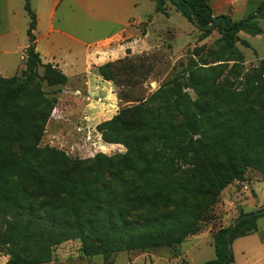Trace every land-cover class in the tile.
<instances>
[{
    "label": "trees",
    "instance_id": "1",
    "mask_svg": "<svg viewBox=\"0 0 264 264\" xmlns=\"http://www.w3.org/2000/svg\"><path fill=\"white\" fill-rule=\"evenodd\" d=\"M154 1L157 14L166 15L168 3L174 6L202 33L201 41L219 30V51L209 50L208 56L223 64L207 67L191 59L145 102L98 126L105 143L127 150L122 168L130 178L110 180V157L72 161L62 151L41 147L58 104L45 89L66 86L69 79L58 66L42 62L37 16L25 0L26 69L21 76L0 78V252L7 264H51L55 250L70 241H80L84 256H100L105 264L124 252L174 249L201 231L202 201L215 202L247 170L264 181V63L248 76L250 89L244 92L231 91L224 79L229 63L228 75L242 77L237 36L262 34L252 19L264 2L240 22L226 17L224 28L208 0ZM110 69H98L107 82L114 81ZM156 204L166 212H142ZM263 217L264 209L242 212L232 243L255 234ZM230 229L214 235L216 264L234 262Z\"/></svg>",
    "mask_w": 264,
    "mask_h": 264
},
{
    "label": "rangeland",
    "instance_id": "2",
    "mask_svg": "<svg viewBox=\"0 0 264 264\" xmlns=\"http://www.w3.org/2000/svg\"><path fill=\"white\" fill-rule=\"evenodd\" d=\"M154 9H150L153 13ZM158 20L150 28L149 49L143 53H132L107 64L94 67L89 73L73 77L70 69L65 75L70 78L66 86L46 88L50 98L56 97L58 104L47 125L41 147H49L64 152L72 161L94 159L103 154L114 160L110 180L129 179L130 173L122 168V156L127 150L122 145L104 142L98 126L112 120L127 109L145 102L157 90L178 77L191 59L216 67L223 63L215 62L208 51H219L217 41L219 30L208 39L201 41L202 33L187 21L176 8L168 3L167 14L157 16ZM146 19V18H145ZM261 35L240 32L236 47L244 55L242 77L238 80L228 75L232 63L224 75L229 80L231 91L244 92L250 89L249 75L259 71L264 63V19L257 21ZM10 61L4 59V63ZM11 63V62H10ZM23 63V62H22ZM111 65L114 81L107 84L98 69ZM61 66V65H60ZM11 66L8 78L21 76L24 70L15 73ZM21 68V67H20ZM13 70V71H12ZM81 72L84 63L78 65ZM43 71H41L42 73ZM108 87V91L106 90ZM110 92L113 100H110ZM57 93L56 96H53ZM195 99L192 91L189 92ZM205 213L202 229L190 236L177 248H161L151 251H134L117 254L113 264H208L216 261L214 235L221 228H229L239 219L240 214L264 209V181L261 175L247 170L242 181H235L213 201L201 203ZM142 212L158 215L166 212L160 205H151ZM236 261L232 264H264V217L257 222V232L249 237L238 239L233 245ZM9 258L0 252V264H7ZM51 264H105L102 257L88 258L82 253L80 241H70L59 246ZM216 264V263H215Z\"/></svg>",
    "mask_w": 264,
    "mask_h": 264
},
{
    "label": "crops",
    "instance_id": "3",
    "mask_svg": "<svg viewBox=\"0 0 264 264\" xmlns=\"http://www.w3.org/2000/svg\"><path fill=\"white\" fill-rule=\"evenodd\" d=\"M263 2L208 0L215 18L233 22L254 14ZM31 6L37 16L34 34L42 62L58 66L63 73V67L70 69L73 77L107 64L106 59H124L128 51H147L150 28L163 15L156 13L154 0H31ZM28 27L25 0H0V78H8L11 66L15 73L24 70ZM82 62L81 72L77 69ZM109 99L113 100L111 92Z\"/></svg>",
    "mask_w": 264,
    "mask_h": 264
},
{
    "label": "water",
    "instance_id": "4",
    "mask_svg": "<svg viewBox=\"0 0 264 264\" xmlns=\"http://www.w3.org/2000/svg\"><path fill=\"white\" fill-rule=\"evenodd\" d=\"M175 1L176 2H179V0H175ZM263 16H264V10L262 11V13L259 16L254 17L252 19V21L257 22V21L261 20ZM219 21L223 22V26L225 28L226 27V19L224 17L216 18L215 22H219ZM196 25H197V27H200V25L198 23H196ZM241 220L242 219L236 221L232 225L230 231H228V234H227L228 247H229V251H230L231 254L233 253V250H232V240H231V232L241 222ZM227 263H228V259H226L223 264H227ZM208 264H215V263H208Z\"/></svg>",
    "mask_w": 264,
    "mask_h": 264
}]
</instances>
